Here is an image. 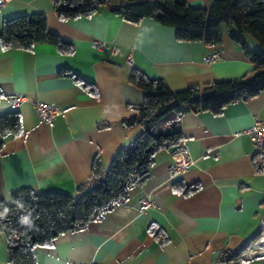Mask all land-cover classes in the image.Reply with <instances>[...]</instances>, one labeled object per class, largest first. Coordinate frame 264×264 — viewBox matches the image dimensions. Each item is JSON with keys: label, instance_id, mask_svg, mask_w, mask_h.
Instances as JSON below:
<instances>
[{"label": "crops", "instance_id": "crops-1", "mask_svg": "<svg viewBox=\"0 0 264 264\" xmlns=\"http://www.w3.org/2000/svg\"><path fill=\"white\" fill-rule=\"evenodd\" d=\"M126 1L113 0L66 21L57 17L52 0H9L0 8V30L5 19L40 12L49 31L73 42L70 53L51 43L30 50L5 49L0 43V114L21 115V132L7 137L0 150V200L10 203L11 192L23 186L76 196L97 154L108 169L116 150L141 131L139 125L122 123L144 99L142 89L129 80L134 68L164 79L173 90L253 74V63L229 38L225 24L217 45L181 41L174 27L153 18L123 19L114 9ZM187 1L194 7L211 5V0ZM243 36L248 48H259L250 34ZM97 40L117 44L120 51L113 55L109 48L98 49ZM215 48L219 57L205 62ZM21 93L55 103L62 113L45 122L31 103L10 106L8 97ZM262 119L264 91L220 113H184L182 143L194 161L190 168L169 180L174 151L159 150L147 180L101 219L59 235L50 246L36 247L34 264H214L226 251L254 249L264 219V146L247 134L232 133ZM208 147L213 150L207 152ZM181 183L199 188L185 194L177 189ZM145 194L155 206L141 211L138 199ZM0 264H11L1 232ZM237 264H264V255L246 252Z\"/></svg>", "mask_w": 264, "mask_h": 264}, {"label": "trees", "instance_id": "trees-1", "mask_svg": "<svg viewBox=\"0 0 264 264\" xmlns=\"http://www.w3.org/2000/svg\"><path fill=\"white\" fill-rule=\"evenodd\" d=\"M109 2L113 0H52L57 17L64 21L88 16ZM114 11L131 23L153 18L174 27L178 40H204L211 45L221 43V27L225 24L227 35L240 44L253 63L254 72L251 76L173 90L164 79L149 78L139 69H132L129 80L142 89L144 99L134 107L135 113L122 123L126 127L139 125L141 131L129 144L116 150L108 169L105 170L97 154L91 163L90 176L77 186L76 196L56 191L37 192L23 186L11 192L10 203L0 200V232L6 240L11 264H34L36 247L50 246L59 235L101 219L124 200L134 186L147 180L155 154L182 144L180 121L184 113L201 110L220 113L226 105L264 91V0H211L209 8L191 6L187 0H127ZM243 34H250L259 48H248ZM0 43L5 49L30 50L37 43H51L61 53L73 50L71 40L48 30L47 18L40 12L5 19ZM61 75L78 79L64 71ZM89 91L94 93L95 87L92 85ZM20 132L18 111L0 114V150L7 137ZM198 188L197 184L177 185L185 194ZM254 250L244 246L230 253L229 259L237 264L243 253ZM257 250H261V246Z\"/></svg>", "mask_w": 264, "mask_h": 264}, {"label": "built area", "instance_id": "built-area-1", "mask_svg": "<svg viewBox=\"0 0 264 264\" xmlns=\"http://www.w3.org/2000/svg\"><path fill=\"white\" fill-rule=\"evenodd\" d=\"M9 0H0V8L3 7ZM93 45L96 48H109L113 55H116L120 51V46L113 44L109 46L105 41H94ZM219 57V51L215 48L208 54L204 61L211 62ZM131 55L128 57V61H131ZM8 103L12 107H19L24 103H31L36 110V114L41 121L50 122L51 119L60 115L62 110L57 107L55 103H46L44 101L31 98L25 93L15 94L8 97ZM241 134H247L251 140L259 147L264 146V119L255 120L250 126L245 129L235 131L232 133L233 136H239ZM213 148L208 147L207 152H211ZM194 163L193 159L188 155V152L182 143L180 147L173 152V158L171 164L168 166L167 175L168 179L172 180L177 176L187 171L190 166ZM140 203V210L143 211L146 208L154 207L155 201L150 194H145L138 199ZM264 239V219L260 224L259 238L256 241L257 246H261V240ZM261 251V250H259ZM231 251L224 252L221 257L215 260L214 264H236L234 260L229 259Z\"/></svg>", "mask_w": 264, "mask_h": 264}, {"label": "water", "instance_id": "water-1", "mask_svg": "<svg viewBox=\"0 0 264 264\" xmlns=\"http://www.w3.org/2000/svg\"><path fill=\"white\" fill-rule=\"evenodd\" d=\"M178 148H179V146L177 145V146L169 147L168 150H169V151H175V150H177ZM260 254L264 255V253H261V252H260Z\"/></svg>", "mask_w": 264, "mask_h": 264}, {"label": "bare ground", "instance_id": "bare-ground-1", "mask_svg": "<svg viewBox=\"0 0 264 264\" xmlns=\"http://www.w3.org/2000/svg\"><path fill=\"white\" fill-rule=\"evenodd\" d=\"M261 245H262V247H261V251L260 252L264 253V239L261 240Z\"/></svg>", "mask_w": 264, "mask_h": 264}, {"label": "rangeland", "instance_id": "rangeland-1", "mask_svg": "<svg viewBox=\"0 0 264 264\" xmlns=\"http://www.w3.org/2000/svg\"><path fill=\"white\" fill-rule=\"evenodd\" d=\"M258 248H260V246H257V245L254 246L255 250H257Z\"/></svg>", "mask_w": 264, "mask_h": 264}, {"label": "clouds", "instance_id": "clouds-1", "mask_svg": "<svg viewBox=\"0 0 264 264\" xmlns=\"http://www.w3.org/2000/svg\"><path fill=\"white\" fill-rule=\"evenodd\" d=\"M24 222L26 223L27 222V219L25 218Z\"/></svg>", "mask_w": 264, "mask_h": 264}]
</instances>
